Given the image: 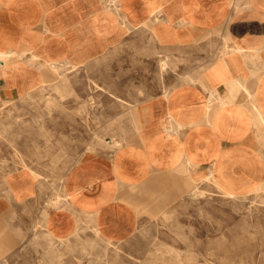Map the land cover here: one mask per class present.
Masks as SVG:
<instances>
[{
    "label": "crops",
    "instance_id": "crops-1",
    "mask_svg": "<svg viewBox=\"0 0 264 264\" xmlns=\"http://www.w3.org/2000/svg\"><path fill=\"white\" fill-rule=\"evenodd\" d=\"M218 37L222 54L179 83L180 54ZM121 44L161 57L167 92L138 103L126 143L109 138L111 153L84 152L60 199L29 169L8 172L0 222L9 246L30 240L41 213L38 232L82 258L102 255L96 239L107 244L103 264H179L135 239L142 217L163 215L204 176L228 196L264 189V0H0V106L60 74L56 65L82 67ZM50 241H39L47 264Z\"/></svg>",
    "mask_w": 264,
    "mask_h": 264
},
{
    "label": "rangeland",
    "instance_id": "rangeland-1",
    "mask_svg": "<svg viewBox=\"0 0 264 264\" xmlns=\"http://www.w3.org/2000/svg\"><path fill=\"white\" fill-rule=\"evenodd\" d=\"M143 42L146 47L152 45L147 36ZM225 46V39L220 42L218 37L209 46L197 45L189 53H181L179 83L190 81L205 64L218 58ZM160 59L141 54L134 45L121 44L82 67L56 65L60 74L23 98L2 103L0 189L8 172L26 168L42 189L60 199L64 175L79 157L84 152L111 153L114 148L105 142L109 138L126 143L135 130L138 103L167 92L168 88L161 86L167 71L160 70ZM165 59L169 63L171 57ZM185 67H195V71H184ZM196 188L203 194L197 195ZM40 215L29 233L30 240L22 234L15 247L8 244L12 235L9 225L0 222L1 264H47V257L39 252L43 250L39 241L50 240L38 232L43 220ZM142 218L135 239L146 241L150 254L160 260L264 264L263 188L228 196L211 176H204L197 181L195 191L163 215ZM92 242L100 246L102 255L82 258L65 242L52 239V264H103L107 244L96 239Z\"/></svg>",
    "mask_w": 264,
    "mask_h": 264
}]
</instances>
